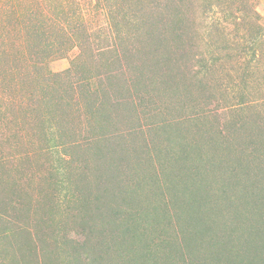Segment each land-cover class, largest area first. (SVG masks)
Returning <instances> with one entry per match:
<instances>
[{"label":"rangeland","instance_id":"374dc122","mask_svg":"<svg viewBox=\"0 0 264 264\" xmlns=\"http://www.w3.org/2000/svg\"><path fill=\"white\" fill-rule=\"evenodd\" d=\"M0 264H264V0H0Z\"/></svg>","mask_w":264,"mask_h":264}]
</instances>
